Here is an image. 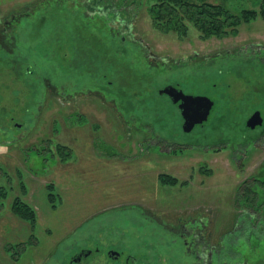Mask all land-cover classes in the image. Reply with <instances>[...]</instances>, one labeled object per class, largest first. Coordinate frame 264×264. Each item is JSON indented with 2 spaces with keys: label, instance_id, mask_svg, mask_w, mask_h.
Segmentation results:
<instances>
[{
  "label": "rangeland",
  "instance_id": "obj_1",
  "mask_svg": "<svg viewBox=\"0 0 264 264\" xmlns=\"http://www.w3.org/2000/svg\"><path fill=\"white\" fill-rule=\"evenodd\" d=\"M208 1L226 2L233 10H259L264 3ZM91 2L0 0V19L26 7L33 12L19 23L20 30L30 35L23 47L58 85L73 78L74 87L79 88L86 82L91 85V77L101 79L103 89L110 92L107 98L116 97L126 116L131 101L136 117L131 120L128 116L130 122L126 123L99 97L66 102L47 90L35 127H17L16 121L24 123L28 118L24 106L36 83L32 86L25 70H20L17 79L9 54L0 53V64L8 66L0 68V264H49L74 239L123 233L137 242L138 253L151 251L170 257L185 249L171 229L172 222L191 214L210 219L211 225L204 222L202 226L210 228L211 242L222 249L227 264H264L257 251L261 247L257 236L262 239L264 233L258 229L259 220L244 211L242 196L248 178L251 181L258 175L263 182L256 187L264 186V136L257 139L258 145L245 137L256 136L263 129L247 126L250 112L246 111L260 107L264 118V18L242 22L237 31L224 37L204 38L191 22L185 32L157 28L148 9L150 0H103V5L116 8V12L110 11L116 13L110 20L117 16L120 28L128 24L132 29L122 33L100 11L87 10L86 4ZM41 23L47 28L42 27L45 31L40 37H33L31 31L35 33V25ZM51 35L55 45L48 38ZM130 38L167 58L166 63L148 66L143 49L128 42ZM90 40L98 42L109 56L98 61L97 76L88 72L86 77L78 74V63L70 67L74 45L77 56L85 52L88 58L91 53L85 47H91ZM249 43L262 47L263 64L240 66L241 70L232 63L226 70L203 75L204 65L199 63L195 74L185 72L203 55H215L227 46L244 48ZM116 57L118 68L110 61ZM169 82L179 84L185 93L212 98L206 130L198 124L190 133L183 131L179 108L169 95L158 93ZM117 84L126 88L127 101L113 93ZM144 113L156 123L153 128L142 123ZM215 124L219 127L214 128ZM228 129L233 133L224 135ZM11 137L19 138L13 143ZM43 145L49 149L45 153ZM16 200L33 206L37 213L34 224L13 212ZM148 220L158 224L149 225ZM163 261L157 257V262Z\"/></svg>",
  "mask_w": 264,
  "mask_h": 264
},
{
  "label": "flooded vegetation",
  "instance_id": "obj_2",
  "mask_svg": "<svg viewBox=\"0 0 264 264\" xmlns=\"http://www.w3.org/2000/svg\"><path fill=\"white\" fill-rule=\"evenodd\" d=\"M91 1H92L91 4H93L96 7L95 9L98 12L101 11V9L105 6V4L103 5V0H91ZM108 6L111 7L110 9L111 11L116 12V8L114 6L112 5L111 6L108 5ZM109 7H104V8L106 9ZM27 9L28 7L22 9L21 11L9 14L4 19H0V53L4 52L6 53V55L9 54L8 58L11 60L9 63L14 64L12 68L16 71V74L18 75L17 79L21 75L20 70H25L27 71V74H30L31 76L32 86L36 83L34 87H31L32 92L30 93L29 96L30 100L28 99V102L25 103L24 106V113L28 118L24 119V123L20 121H16L15 125L17 127H21V126L27 127V125L30 128L35 127V125L37 124V120L40 116V112L42 111L43 102L45 99L44 93L47 90L51 91L54 96L59 97L60 100L62 99L66 102L78 101L79 99L82 98L92 99L93 97H99L101 100H104L108 105L114 107L116 113H118L120 117L124 118L126 120L125 121L126 123L130 122L128 121L129 120L127 118L128 116L131 117L130 118L131 120L133 118L135 119L136 118L135 114L132 112L134 111V104L128 100V106L131 105L132 108L127 109L128 115L126 116V114H124L123 111L121 112V110L118 108L115 102L117 99L116 97L107 98L108 93L110 92L103 89L101 79L100 80L97 78L93 79L91 77V81H89L91 82V85H88V83L86 82L82 87L77 88L74 87L73 85L74 79L70 78L67 81L68 84H65L66 82L65 83L62 82L60 86L49 76L48 70L47 69L45 70L44 68L41 67L42 65L39 64L38 60L35 57L33 58L30 57V54L27 51H25L23 47V42H25V38L29 37L30 35L29 33L25 34L24 29L20 30L19 28V23L25 16L27 18L33 16L32 15L33 12L27 11ZM117 20H118L117 16H114L111 19V22L113 23L112 25L115 29H117L118 31L124 30L122 33L132 32V29L131 28L129 29L128 24L125 25L123 28H120V26L117 23ZM44 24L45 23L35 25L37 28L34 31L35 33L33 34L32 31L30 30L31 35L33 37L34 36L40 37L41 35H43L45 30L42 27L47 28V26H44ZM129 24L130 26H132L131 23ZM48 38H52L50 40L55 45L56 42H54L55 41L54 35H51ZM83 38L84 37L82 36L81 39ZM123 41H125V37H123ZM130 41L136 43L137 46L143 49V53H144L143 58L145 59L146 64H148V66L150 67L153 65H159L160 63H163L165 59H167L165 57L164 58L161 56L159 57L153 54L152 52H150V50H148V46L144 45L139 39L130 38L128 39V42ZM90 43H91L90 44L91 47L89 48L85 47L91 53L88 58L85 57L86 55L85 52H81L77 56V52H76L77 47H75L74 45L73 47L74 61H71L72 66L70 67L72 68L73 64L75 65L76 63H78L79 64L77 66L78 74L86 77L89 76V73H93V72L97 76V74L100 73V62L98 61L108 60V56H109L107 54L108 53L107 51H105L103 48H99L98 42H93L90 40ZM241 47L242 46H238V47L227 46L217 51L215 55H211V53L205 56L203 55L202 59H197V61L193 62L195 65L191 64V66L186 67L187 69L189 68V70L188 71L185 70V72L186 73L190 72L189 74H195V72L198 69L199 63H202L204 65L202 69L203 75H206V73H210V71L213 70H218V71L219 70L223 71L221 69L226 70L227 65H231L232 63H234L235 66H238L239 67L238 69H241L240 66L247 65V67H253L257 63L260 65L263 64V57L262 55H260L262 51V47H260L259 44L249 43L246 46H244V48ZM91 48H94L97 53L96 52L93 53ZM243 53H245L246 55H242ZM195 54L197 56L199 55V53H195ZM3 59L4 58H1V60ZM111 59L110 61H112V63L115 64L114 67L118 68L120 61H118L117 57ZM166 61L167 60H165V63ZM46 64H48V62ZM53 64L55 65V61L51 65ZM4 65L6 66L0 64V68L3 67V69H5L6 67H8L7 64ZM85 66L90 67L92 70L85 69ZM119 70L120 67L119 69L116 70L118 76L120 75ZM169 84H173L179 88L181 87L179 86V84L175 82L172 83L169 82L168 84L166 83L163 87ZM126 91H127L126 88L120 87L117 84L115 89L113 90V93L115 95L120 94L122 95V98L124 97L126 99V97H128ZM158 91H160V89ZM158 93L160 95L166 96L164 93H160V92ZM110 101H112L113 103ZM178 104L179 103L175 104L177 108H178ZM257 110L261 111L260 107H257L252 111H246L247 113L250 112L247 118H249V116H251V114ZM143 119L144 121H142V123L147 124L152 128L156 124L155 122H153V120L151 119V115L149 114L144 113ZM157 121L160 122V120ZM33 122L35 123L34 125ZM204 124H200L202 125V129L206 127V125ZM215 125L216 126L214 128L219 127V124H215ZM258 127L259 126H257L256 128ZM260 127H263V129H261V132L258 133L260 131L259 130L256 136L253 135L251 136L250 134H248V136L244 135L246 138H251L252 144L258 145L257 139H260L261 136H264V122L262 125H260ZM256 128H253L252 130H255ZM204 130H206V128ZM231 132L232 130L228 129L223 131L222 133L224 135H229V133ZM252 133H254V131ZM155 134H157L156 130H155ZM18 138L19 137H11L10 141H13L14 139H18ZM229 141L230 143H232L231 140ZM236 145H243V142L236 141ZM255 145H253V147ZM233 146L235 149H237V146L235 145ZM42 148H43L42 153H45L47 150H49L48 147L45 145H43ZM247 149L249 150V148H246V151ZM246 155L247 152H245L244 157H246ZM248 180L249 178L246 179L245 181ZM258 182H263V180L261 177L257 175L251 180L250 183L247 184L246 187H249V191L245 192L244 194L245 200L243 203L245 204V208H244L245 212H247L250 216L256 217L259 221L260 220L262 221V224L258 221V225H259L258 229L262 234L264 233V186H261V188L260 186H258L259 188L256 187V184L259 185ZM146 218L148 219V217ZM150 219L157 220V218L155 217L153 218L150 217ZM158 221L162 223V220L158 219ZM204 222H206L205 224L211 223L209 218H205L203 216L195 217L193 216V214H191V216L186 217L184 219L183 217L182 218L178 217L177 221L172 222L173 224L171 226V229L175 230V232L178 233V239L181 240L180 245L182 244L185 247V249L183 253L180 252L178 254H173L170 257L167 256V254H163V253H160V255L153 254L151 251H146L145 255L138 253L141 251H137L136 249H138L137 247L140 246L137 244V242L134 239L129 238L123 233L116 236L107 235L108 237H105L106 236L105 235V236H89L85 238L74 239V241L71 242L70 245L65 248L66 250H62L60 252V256L56 257L55 260H53V262H50L49 264H227L222 259V249L219 246H217V244L215 245L214 243L211 242L212 233L210 231V228L205 229V227L202 226ZM146 223L149 225H155L156 223L158 224V222H155L153 220L150 221L148 220ZM148 236L149 235H147L146 237ZM146 237L141 239H145ZM222 238L223 237H220V240H222ZM257 240L259 241L258 245L261 246V247H257V251L261 253V255H263V261H264V237L261 239L260 236H257ZM132 243H134L135 247H133ZM140 244L143 245L142 242ZM143 246L146 247L145 243ZM157 257L164 258V261L162 263L157 262Z\"/></svg>",
  "mask_w": 264,
  "mask_h": 264
},
{
  "label": "trees",
  "instance_id": "obj_3",
  "mask_svg": "<svg viewBox=\"0 0 264 264\" xmlns=\"http://www.w3.org/2000/svg\"><path fill=\"white\" fill-rule=\"evenodd\" d=\"M262 4L259 10L252 8L233 10L223 1L215 3L208 0H150L148 9L157 28L176 29L179 32H185L187 23L191 22L200 31L201 36L205 38L210 36L224 37L230 32L237 31L242 22L252 21L258 16L264 18V3ZM104 7L109 6L105 5ZM104 7L100 13L103 18L107 17L110 20V15H115V13L110 14L111 7L106 9ZM86 8L91 12L96 11V7L91 3H87ZM179 115L181 116L180 113ZM66 154L69 155V152ZM250 182L248 180V183ZM248 191L249 187L245 185L242 189V196ZM12 207L13 212L21 218L33 224L37 221V213L33 206L16 200Z\"/></svg>",
  "mask_w": 264,
  "mask_h": 264
},
{
  "label": "water",
  "instance_id": "obj_4",
  "mask_svg": "<svg viewBox=\"0 0 264 264\" xmlns=\"http://www.w3.org/2000/svg\"><path fill=\"white\" fill-rule=\"evenodd\" d=\"M170 96L173 103H179L178 107L183 116V131L191 132L196 125L208 121L214 102L207 95H193L185 93L181 88L173 84L166 85L159 91ZM264 118L261 111H255L246 121L250 128L262 125Z\"/></svg>",
  "mask_w": 264,
  "mask_h": 264
}]
</instances>
